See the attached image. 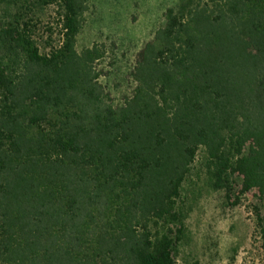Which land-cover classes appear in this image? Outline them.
Returning <instances> with one entry per match:
<instances>
[{"label": "trees", "instance_id": "obj_1", "mask_svg": "<svg viewBox=\"0 0 264 264\" xmlns=\"http://www.w3.org/2000/svg\"><path fill=\"white\" fill-rule=\"evenodd\" d=\"M35 1L61 6L64 38L42 53L22 19L0 17V264H176L202 147L230 148L264 200V0L169 8L122 106L100 46L76 47L87 0Z\"/></svg>", "mask_w": 264, "mask_h": 264}, {"label": "rangeland", "instance_id": "obj_2", "mask_svg": "<svg viewBox=\"0 0 264 264\" xmlns=\"http://www.w3.org/2000/svg\"><path fill=\"white\" fill-rule=\"evenodd\" d=\"M183 0H87L78 51L99 45L100 81L111 103L122 106L137 86L134 73L145 46L166 23L165 13ZM0 17L19 18L29 27L42 53L63 43L62 8L35 0L0 1ZM214 160L204 147L186 177L178 201L182 232L176 264H264V200L257 188L233 168L230 148ZM229 161V162H228Z\"/></svg>", "mask_w": 264, "mask_h": 264}]
</instances>
